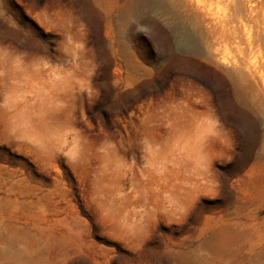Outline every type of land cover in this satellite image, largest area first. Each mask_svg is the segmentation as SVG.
<instances>
[{"label": "rangeland", "instance_id": "rangeland-1", "mask_svg": "<svg viewBox=\"0 0 264 264\" xmlns=\"http://www.w3.org/2000/svg\"><path fill=\"white\" fill-rule=\"evenodd\" d=\"M189 2L0 0V264H264V0Z\"/></svg>", "mask_w": 264, "mask_h": 264}, {"label": "bare ground", "instance_id": "bare-ground-1", "mask_svg": "<svg viewBox=\"0 0 264 264\" xmlns=\"http://www.w3.org/2000/svg\"><path fill=\"white\" fill-rule=\"evenodd\" d=\"M133 2L134 0H131V3ZM160 7L165 12L175 11V9H178L182 11L189 10V11H193L194 13H197L199 9L198 7L192 6L189 0H149V8L151 9V11L155 12ZM165 21L169 23V19L167 17L165 18ZM239 78H242L241 73L239 75Z\"/></svg>", "mask_w": 264, "mask_h": 264}]
</instances>
